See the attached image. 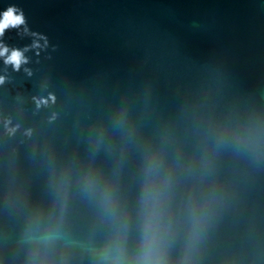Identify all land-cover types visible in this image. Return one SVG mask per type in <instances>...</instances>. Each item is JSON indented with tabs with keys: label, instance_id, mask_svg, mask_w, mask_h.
<instances>
[{
	"label": "water",
	"instance_id": "95a60500",
	"mask_svg": "<svg viewBox=\"0 0 264 264\" xmlns=\"http://www.w3.org/2000/svg\"><path fill=\"white\" fill-rule=\"evenodd\" d=\"M9 7L0 264H264V0Z\"/></svg>",
	"mask_w": 264,
	"mask_h": 264
},
{
	"label": "clouds",
	"instance_id": "9594fccd",
	"mask_svg": "<svg viewBox=\"0 0 264 264\" xmlns=\"http://www.w3.org/2000/svg\"><path fill=\"white\" fill-rule=\"evenodd\" d=\"M24 16L23 13H17V9L15 7H9L6 11L3 12L2 19H0V35H3L4 30L9 26L15 27L21 24H24ZM8 51L7 47L0 48V55H3ZM23 60L22 53L19 50H13L11 55L7 57L6 62L12 63L15 67H19ZM2 81V78H0Z\"/></svg>",
	"mask_w": 264,
	"mask_h": 264
}]
</instances>
